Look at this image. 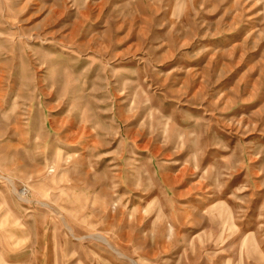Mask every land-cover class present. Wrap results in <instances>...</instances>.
Here are the masks:
<instances>
[{
  "label": "rangeland",
  "instance_id": "obj_1",
  "mask_svg": "<svg viewBox=\"0 0 264 264\" xmlns=\"http://www.w3.org/2000/svg\"><path fill=\"white\" fill-rule=\"evenodd\" d=\"M0 192V264H264V0H0Z\"/></svg>",
  "mask_w": 264,
  "mask_h": 264
},
{
  "label": "crops",
  "instance_id": "obj_2",
  "mask_svg": "<svg viewBox=\"0 0 264 264\" xmlns=\"http://www.w3.org/2000/svg\"><path fill=\"white\" fill-rule=\"evenodd\" d=\"M1 193L2 192H0V224H1V226H6V225H9V220H10V210L9 209H6L4 212H2L1 213V211H3V206L4 205H6V206H9L10 205V203H9V199L8 198H5V197H3V196H1ZM27 233H29V232H27ZM45 237V236H44ZM0 245L2 246L3 245V242H0ZM32 245H34V242L32 241ZM46 247V249L48 248V243H47V245L45 246ZM43 248H44V246H43ZM57 249V248H56ZM56 249H55V254H56ZM57 258H58V260H59V257H55V262H54V264H60V262L57 260ZM46 260V256L44 255V258H43V261H42V264H43V262ZM0 261H2V258L0 257ZM4 261V260H3ZM2 263V262H1ZM49 263V262H48ZM47 263V264H48ZM26 264H35V261H33V260H26ZM44 264H46V263H44ZM50 264V263H49ZM53 264V263H52Z\"/></svg>",
  "mask_w": 264,
  "mask_h": 264
}]
</instances>
